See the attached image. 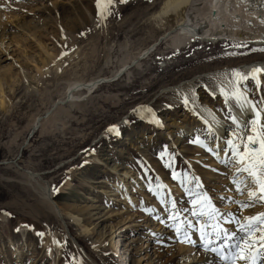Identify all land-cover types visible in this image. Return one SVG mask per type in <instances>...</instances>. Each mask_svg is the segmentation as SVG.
<instances>
[{"label": "rangeland", "instance_id": "1", "mask_svg": "<svg viewBox=\"0 0 264 264\" xmlns=\"http://www.w3.org/2000/svg\"><path fill=\"white\" fill-rule=\"evenodd\" d=\"M163 2L117 0L111 14L97 16L96 0H0V214L10 213L7 221L0 220V264H89L84 263V253L96 264H120L129 245L130 264H138L140 256L148 260L139 264H175L174 240L167 238L174 236L172 220V233L158 242L160 221L172 214V202L178 212L191 211L196 193L206 192L220 210V219L228 213L223 209L231 206H238L240 218L248 210L237 203L248 202L246 192L231 187L239 174L214 156L215 134L200 123L192 100L185 105L173 90L195 82L199 102L232 124L230 117L236 116L229 105L209 89L218 88L220 81L224 86V79L231 82L233 69L264 61V46L196 40L175 49L163 41L115 81L90 94L79 92L84 95L81 101L60 106L57 115L32 135L34 118L62 98L69 83L110 78L182 20L183 14H160ZM243 88L264 124V75ZM112 125L119 135L107 131ZM183 128L192 134L172 146L169 135ZM196 137L205 147L194 142ZM114 169L141 180L134 209L123 200L112 201L119 198L114 185L120 183ZM173 171L177 180L172 179ZM26 172L38 174L39 185L45 181L51 190L58 189L53 197L69 235L44 207L40 187ZM157 179L164 188L158 187ZM75 215L81 224L74 223ZM130 222L143 226L121 233ZM151 226L155 229L150 232ZM19 227L23 229L17 232ZM70 235L79 247L73 246ZM54 240L63 246L61 255ZM12 244L25 254L22 263Z\"/></svg>", "mask_w": 264, "mask_h": 264}, {"label": "bare ground", "instance_id": "2", "mask_svg": "<svg viewBox=\"0 0 264 264\" xmlns=\"http://www.w3.org/2000/svg\"><path fill=\"white\" fill-rule=\"evenodd\" d=\"M160 14L170 15L172 18L174 15L183 14V18L174 28H171L154 44L150 45L148 48L141 51L134 59H132V62H130V64L124 63V65L119 70H117L115 73L113 72V75L110 78L108 77L97 78L90 81L82 80L83 82L80 80L81 82L78 81V82L69 83V85L67 84L68 86L66 88L64 96L58 99V101L57 100L54 101L52 106L43 115H39L34 118L31 126L32 134L39 128L44 127L42 125H44L50 117L58 113L60 106L64 105L65 103L75 104L76 102L81 101L84 95H79L78 94L79 92L85 91L86 92L85 94H90L95 89H97L101 84H104L102 81L109 83L115 81L116 79L121 77V75H123V73H125L129 69V67L139 66L140 61L148 57L150 53L163 41L166 42L170 41L171 47L175 49H179L181 47L189 45L196 40H201L204 42L210 41L216 43L226 40L232 42L233 41L247 42L255 46H264V0H164L162 4V8L160 10ZM256 67L264 69V61L244 64L237 68V71L240 74L239 77H234L231 82L228 81L227 79H224L223 80L225 84L224 86L221 84L220 81V85L216 89L208 88L209 91L213 94V96L221 97L223 102L226 105H229L232 113L236 116L237 121L241 125L240 128H236L233 124H230L227 121H225L218 112L214 111L208 105L205 104L203 105L199 102L198 99L200 92L198 93V91L195 90L196 88L194 84L195 82L189 81L186 83L187 84L186 87L190 88L189 91L186 90L187 89L186 87H184L186 89L182 88L183 84L178 87H175L173 90L177 93H180L181 96L183 97V100L185 99V97L192 100V106H191L192 110L199 117L200 123L205 127H207L208 129L211 128V131L213 132V134H215L216 139L212 146V150L215 151L214 156H216V158L222 162V165L229 164L230 166L229 170H231V173L235 175L239 174V178L236 180L243 182L241 183V188L243 189L242 192H246L245 194L247 195V197H245L244 200H248L247 188L245 187V185L253 188L255 187V185H252L251 180L250 178L247 177L246 173H237L236 168L239 165L235 163V160L232 157L231 153L230 152L225 153L223 149L225 148V143L227 139L229 138L234 139L237 144H241L242 141L239 139L241 135H243L244 133H247L249 135L253 134L251 131H249V125L250 122L255 118V115L252 111V106L254 105V103L248 104L245 102V101H251V99H249L248 94L243 88V85L245 83H248V81L251 80L252 78L249 77L247 80H243L242 77L252 72V69ZM222 73L224 74V72ZM261 75H264V73L257 74V79H259ZM237 80H239V84H237ZM219 87L223 88L226 92L230 94L233 91H237V90L243 92L244 99H242L239 104H237L235 101L239 109L236 108L235 105H233V102L231 103V99H228L227 102H225V97L221 95ZM256 111L259 112L257 109ZM205 121H208V123L206 124ZM261 122L262 119L260 115V123L253 125L252 127L259 129ZM191 134H192L191 130L183 128L175 136H172V134L169 135L168 133V135L170 136L168 138L171 142V145L177 147V145L181 142L182 138L189 136ZM243 143H247L246 139L243 141ZM226 160L229 162L225 163ZM188 166H189L188 168H191L192 166L191 162H188ZM26 173L27 175L26 174L25 175L29 179L33 180L36 183V185L40 187L41 193L43 195L41 196V198L43 197V199L40 200L43 201L44 207L46 206L48 210H50V212H52L54 216L62 222L64 230L68 232L69 230L66 226L63 212L60 209V207L57 205V203L54 201L53 191L50 189L49 185L47 183H44L45 181L43 182L42 185H39L41 179L38 174L30 173V172H26ZM116 175L118 176V180L120 183L117 186L114 185L116 188L114 196H119V198L120 197L121 198L119 199L113 197L112 201L119 202L123 200L128 205V208L134 209L136 207L137 202H139L137 198L134 196V194L136 191H140L141 180L134 174H130V172L125 170L124 171L116 170ZM232 184L231 187L235 188V185L233 186ZM178 191L180 190L178 189ZM261 204H262L261 207L259 206L260 202L259 205L257 206L252 204L250 207H247L248 210L242 213V218H240L241 213L237 211L239 209L238 206L236 207L231 206L229 209H223V210H228V213L225 215L223 219H220L219 217V222L222 227H227L229 231H236L241 223H246L244 219L245 217L254 216L260 212H264V203ZM176 207L178 206L176 205ZM179 213H180V220L184 222L185 226L188 221H192L193 223H195L197 219L196 217L192 216L191 211L186 210L185 208L183 213L181 212ZM185 213L187 214L186 216H184ZM137 214L140 215L139 212ZM153 216L154 218L157 216L155 212L153 213ZM71 218L74 221V223L77 224L80 223V218L78 216L76 215L71 216ZM225 218L232 219L235 221V223L229 225L225 222L226 221ZM7 219H8V215L0 214V220H3L5 222L7 221ZM142 219H144V217ZM161 221H163V223L160 227L161 230H159V234H160L158 236L160 238L158 241L159 243L165 241L166 240L164 239L165 236L172 233L171 230L172 224L169 222L170 220L164 219ZM210 223H216V221L213 220L210 221ZM135 226H143V224L139 223V225H136L134 222H130L124 228L125 230L123 229L120 232L124 233L125 231L134 230L135 228H137ZM153 228L154 227L150 229V232ZM19 229L20 232L23 228L19 227ZM186 230L191 235V239L194 241V243L191 244L180 243L179 241L180 239H183V234H181L180 238L178 239L176 232H173L174 236L167 237L171 240H174L173 243L174 248L172 245L174 251L173 256H176L178 258L175 264H226V262L221 260L220 257L217 256L216 254L212 252H206L204 250V248L201 245L200 236L195 229H186ZM241 235H243V233L237 232V239ZM256 235H258V233H256ZM69 238L71 239L74 247L80 246L79 243L75 240V238L73 239L71 235L69 236ZM123 240L119 242V244H122V242H124ZM133 243H137V240L135 239L134 241L131 242V244ZM146 243H147L146 248L144 247L145 245H142V247L148 249L150 247V244L149 242ZM219 243L220 241H216L215 246H218ZM116 245L117 243L115 244L113 243L112 246H116ZM11 246H12L11 247L12 252L20 253L22 251V250L20 251V246L18 247L16 244H12ZM53 246L56 248L57 253L61 255L63 250L62 244L58 242L55 243ZM130 246L131 245L127 246L126 251L124 253H121L122 262L120 264L131 263ZM116 247L118 248V246ZM143 250L144 249H142V251ZM225 251H227V249H225ZM49 254L53 255L52 248L49 249ZM24 255L23 254L21 255L20 253L19 261L21 263L25 260ZM83 256L85 258L84 263L89 262V264H96L88 254L84 253ZM173 258L174 257H172V259ZM145 260H148L146 256L145 258L140 256V259H138L137 263L138 264L142 263ZM149 264H154V263L151 262ZM238 264H243V262H238ZM257 264H264V261H258Z\"/></svg>", "mask_w": 264, "mask_h": 264}, {"label": "snow or ice", "instance_id": "3", "mask_svg": "<svg viewBox=\"0 0 264 264\" xmlns=\"http://www.w3.org/2000/svg\"><path fill=\"white\" fill-rule=\"evenodd\" d=\"M117 0H96L97 16H106L111 14L110 9L113 8ZM120 4H124L127 0H118ZM151 2V0H149ZM104 8H101V5ZM83 35V33H81ZM264 51V49H261ZM65 53H61L64 55ZM234 77H239V73L236 69H233ZM264 73V69L256 67L252 69V72L243 76V80H247L251 77L253 80H257V74ZM239 84V80H237ZM221 95L225 97V102L228 99H235L236 103L239 104L242 99H244L243 92L233 91L231 94L226 92L223 88L220 89ZM251 104V101H245ZM184 104H188V98L185 97ZM148 111H151L150 109ZM252 111L255 118L250 122L249 131L253 134L244 133L239 137L242 141L241 144H237L234 139H227L225 143V148L223 149L225 153L230 152L235 160V163L239 165L236 168L237 173H246L247 177L250 178L252 185L255 187H248V202L241 203L237 201L242 208L250 207L255 203H264V124H260L259 129L252 127L260 123V113L256 111L255 105L252 106ZM232 124L236 128H240V123L236 118L230 117ZM156 124H160L159 120H154ZM207 124L208 121H205ZM108 132L119 135V130L117 126L112 125L107 130ZM211 131V128H209ZM246 139L247 143H243ZM195 143L200 144L201 147H205L203 140L200 137H196ZM211 150V149H210ZM229 161H225L228 163ZM170 165H166L169 167ZM172 179L177 180L178 174L173 171ZM180 184L185 183L184 179L179 180ZM233 185L237 192H241L242 181L236 179L232 180ZM157 185L160 188L165 186L159 183L157 179ZM197 187H201L198 183ZM53 193L57 192L58 189L54 186ZM152 191V188H149ZM187 191V189H186ZM224 197H221L223 200ZM164 201L162 200V203ZM192 209L191 213L193 217H196L195 223L188 221L186 226L184 222L180 220V213L176 211V204L172 202V214L168 216L169 220L173 221V227L179 239L181 234H183V239H180V243H194L191 239V235L186 229H195L200 236L201 245L206 252H212L220 257L221 260L225 261L226 264H238V262H243V264H257L258 261H264V212H260L254 216L245 217L246 223H241L236 231H229L227 227H222L219 222L220 213L219 210L213 205L211 197L208 196L206 192L196 193L195 198L191 200ZM199 208V211L196 209ZM5 215H10V213H5ZM231 215V214H229ZM199 217H205L204 223L200 222ZM215 220L216 223H210V221ZM163 223V221H160ZM227 224L231 225L235 223L232 219H226ZM24 227H29V225H24ZM20 229L17 228L16 231ZM237 232L243 233L237 239ZM258 233V235H256ZM38 236H43V233H37ZM216 241H220L218 246ZM54 243H58L54 240ZM227 249V251H225Z\"/></svg>", "mask_w": 264, "mask_h": 264}, {"label": "water", "instance_id": "4", "mask_svg": "<svg viewBox=\"0 0 264 264\" xmlns=\"http://www.w3.org/2000/svg\"><path fill=\"white\" fill-rule=\"evenodd\" d=\"M102 82H103V83H108V82H105V81H102ZM100 84H101V83H100ZM32 135H33V134H32ZM32 135L30 134V137H31ZM30 137H29V138H30ZM23 148H24V147H23ZM23 148H22V150H23ZM22 150H21V151H22Z\"/></svg>", "mask_w": 264, "mask_h": 264}]
</instances>
